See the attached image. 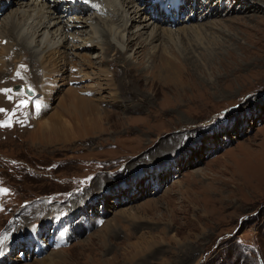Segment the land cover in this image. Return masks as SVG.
<instances>
[{"label":"rangeland","instance_id":"rangeland-1","mask_svg":"<svg viewBox=\"0 0 264 264\" xmlns=\"http://www.w3.org/2000/svg\"><path fill=\"white\" fill-rule=\"evenodd\" d=\"M177 1L129 5L120 56L60 49L48 75L6 34L29 0L0 2V89L32 92H0V264H264V0Z\"/></svg>","mask_w":264,"mask_h":264},{"label":"bare ground","instance_id":"bare-ground-1","mask_svg":"<svg viewBox=\"0 0 264 264\" xmlns=\"http://www.w3.org/2000/svg\"><path fill=\"white\" fill-rule=\"evenodd\" d=\"M2 1L3 0H0V2ZM42 1L29 0L30 5H24L28 7L26 10H24V8H19L16 10V13L12 16L13 21L11 20V24L8 25L7 22H5V24L7 25L6 34H9L10 31L8 30L11 29L13 31L14 38L16 40H21L14 46V54L19 56V54L21 53V57H25L27 55V52H29L28 50H30L31 53H29V56L31 57H28L27 59L25 58L24 61L28 60L31 61V63L46 62L45 64L47 66H44L41 73V70L39 72L37 71V69L39 68H35V72L40 73V75L50 72L47 67H50L52 71L60 67L58 66V64L63 61V56H56L60 49H64L65 56L67 55L65 49H70V52L75 55V53H78L82 50H92L95 47L100 48V50L104 49L105 52L114 53V56L116 57L120 56L126 47H124V33L126 31L125 19L127 18V8H129V5H135L141 0H127L126 3L128 4L125 6L123 4L124 0H45L47 2V8L52 11V13L56 15V17H50L46 15L49 11L44 10V4L40 5V2ZM161 2V4L164 5L165 2L167 4L169 3V5H171V7L173 8H176V5L178 4L177 0H171V2L168 0H161ZM61 5L63 6L60 7ZM83 6L88 7L90 9V12L92 11V13L86 18H84L85 9H73ZM53 9L55 12L61 9L60 12H63V14L61 13L62 15L57 16V13L55 14L53 12ZM141 9L142 8H138L137 10H134L132 12H135L137 14V12H139ZM63 17L68 18L65 20L63 19ZM16 18L17 20L15 21ZM99 22L103 23L102 26L106 31L105 35H101L100 31L98 30ZM143 26L144 27L142 28L145 29L147 28L148 24ZM136 28H138V26ZM2 32H5V29ZM2 32L0 33V35L2 34ZM149 38L150 40H156L157 35L155 34V32H150ZM81 58H86V55L81 56ZM10 60L13 61L14 59H12V57L10 56L5 58V62H9ZM17 65H19L18 69L20 70V66L23 64ZM8 71L10 72L11 68H8V66L6 65L4 74L8 73ZM16 73L17 72H14L13 76L18 78L22 76V73L20 71L19 76H17ZM44 76L43 78H45ZM51 83L53 84L54 82L52 81ZM3 99L4 98H2V101L0 100L1 103H3ZM73 101L75 103V109L73 110L74 115L72 114V116L78 120L76 128H80V126L88 124L89 128L93 129L95 126V118L98 119L94 115L98 111H96L95 108L92 107L93 105L91 106V104H89V100L84 101L77 97H74ZM48 120L49 122L45 121L42 124V128H49L51 126L50 123L53 121V126L47 129L48 131L46 132L51 134L52 132H54L56 135L58 134V138L62 136V132H59L63 128L57 126L58 124H56L55 122L54 115ZM82 120H84L85 123ZM80 121L82 124L80 123ZM7 122H9V124L10 122L12 124H15L14 122H12L11 117ZM79 123L81 125H79ZM80 131L84 132L85 130L80 129Z\"/></svg>","mask_w":264,"mask_h":264},{"label":"snow or ice","instance_id":"snow-or-ice-1","mask_svg":"<svg viewBox=\"0 0 264 264\" xmlns=\"http://www.w3.org/2000/svg\"><path fill=\"white\" fill-rule=\"evenodd\" d=\"M20 67L23 68V67H25V66H24V65H21ZM16 75H17V76L20 75L19 71H17ZM12 91H13L12 89H0V92H3V93H9V92H12ZM19 91H20V92H23V89H20ZM29 91H31V89H29ZM18 94H19V93H18ZM8 99L11 100L12 97L9 96ZM20 105L26 106V102H25V101H21V102H20ZM18 106H19V105H18ZM40 107H41V105H40L39 101H36V110L39 111V110H40ZM3 111H4V109H0V112H3ZM13 111H15V109H13ZM6 124H7V126H9V127L11 126L10 124H8L7 121H5V122H3V123H0V127L5 126ZM2 191H7V189H3Z\"/></svg>","mask_w":264,"mask_h":264},{"label":"water","instance_id":"water-1","mask_svg":"<svg viewBox=\"0 0 264 264\" xmlns=\"http://www.w3.org/2000/svg\"><path fill=\"white\" fill-rule=\"evenodd\" d=\"M24 89H25L27 94L31 95V92L29 90H27L26 88H24Z\"/></svg>","mask_w":264,"mask_h":264}]
</instances>
